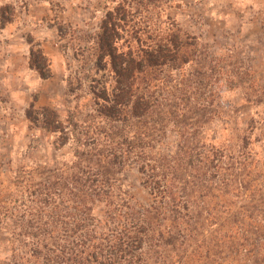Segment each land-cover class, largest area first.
<instances>
[{
    "label": "trees",
    "instance_id": "1",
    "mask_svg": "<svg viewBox=\"0 0 264 264\" xmlns=\"http://www.w3.org/2000/svg\"><path fill=\"white\" fill-rule=\"evenodd\" d=\"M144 9L122 0L105 12L91 53L102 75L89 78L86 121L70 114L63 122L51 107L26 110L71 158L0 172V244L8 248L0 264H216L194 248L205 244L206 224L217 221L216 231L232 220L223 196L247 154L228 155L225 142L207 135L214 110L204 79L173 74L198 49L174 24L146 22ZM39 59L31 50V69L50 78ZM170 132L175 150L162 152ZM127 164L141 175L149 206L116 192L114 175ZM205 198L223 209L206 207ZM99 204L102 218L92 214ZM248 237L228 244L239 249L255 239Z\"/></svg>",
    "mask_w": 264,
    "mask_h": 264
},
{
    "label": "rangeland",
    "instance_id": "2",
    "mask_svg": "<svg viewBox=\"0 0 264 264\" xmlns=\"http://www.w3.org/2000/svg\"><path fill=\"white\" fill-rule=\"evenodd\" d=\"M126 1L140 11L148 8L146 22L174 24L195 44L194 60L173 74L194 73L199 83L204 79L205 98L214 110L205 116L207 135L225 142L228 155L247 154L234 186L223 196L232 220L216 231L217 221L206 224L205 244L194 249L202 257L207 252L216 264H264V0ZM118 2L122 0H0V172L32 164L53 168L70 160V149L55 151L53 137L25 112L30 105L51 107L63 122L70 114L79 124L86 121L92 102L89 78L102 75H95L94 39L105 12ZM31 50L36 57L40 54V62L45 60L44 71L51 77L29 88L30 104L23 113L20 102L25 98L16 77L22 53L34 71ZM176 138L168 133L158 149L174 152ZM141 181L136 166L127 164L114 175L113 185L132 203L149 206L151 197ZM205 201L206 207L219 208L214 200ZM92 214L104 217V205H96ZM245 236L255 239L241 242L245 246L239 249L228 244ZM215 240L226 245L220 248ZM6 249L0 244V258Z\"/></svg>",
    "mask_w": 264,
    "mask_h": 264
},
{
    "label": "crops",
    "instance_id": "3",
    "mask_svg": "<svg viewBox=\"0 0 264 264\" xmlns=\"http://www.w3.org/2000/svg\"><path fill=\"white\" fill-rule=\"evenodd\" d=\"M20 62H21V64L19 65L20 70L17 73V77L19 76V78L16 77V79H17V81H19V84H20L19 85L20 86L19 93L21 95L24 94V98H25L24 104H22V101L20 102L21 106H22V111L24 113V111L26 110V108H28V106L30 104V98H31V96L29 94L30 89L35 88L37 86H41L38 83L39 82H46V79L40 78V76L38 75V73L36 71L30 70V68L28 66V58L23 53L20 54ZM2 78L3 77H1V79ZM2 82L4 83L3 79H2ZM30 84H32V85L30 86Z\"/></svg>",
    "mask_w": 264,
    "mask_h": 264
}]
</instances>
